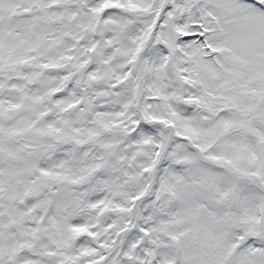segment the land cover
Masks as SVG:
<instances>
[{
    "label": "snow or ice",
    "instance_id": "snow-or-ice-1",
    "mask_svg": "<svg viewBox=\"0 0 264 264\" xmlns=\"http://www.w3.org/2000/svg\"><path fill=\"white\" fill-rule=\"evenodd\" d=\"M0 264H264V0H0Z\"/></svg>",
    "mask_w": 264,
    "mask_h": 264
}]
</instances>
